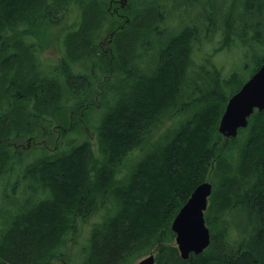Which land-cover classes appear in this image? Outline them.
<instances>
[{
  "label": "trees",
  "instance_id": "trees-1",
  "mask_svg": "<svg viewBox=\"0 0 264 264\" xmlns=\"http://www.w3.org/2000/svg\"><path fill=\"white\" fill-rule=\"evenodd\" d=\"M100 2L0 0V179L9 186L29 154L21 157L17 146L61 134L58 149L42 147L44 155L24 166L22 195L5 196L14 209L2 218L0 264H68L79 221L91 227L81 264H134L154 250L157 264H264V112L226 145L219 125L227 87L198 93L195 85L197 97L183 89L195 30L161 45L147 75L133 64L157 18L143 23L149 13L139 12L140 20L117 30ZM253 3L264 7V0H247L248 11ZM108 24L118 37L113 55L97 43ZM49 48L60 53L55 61L44 55ZM207 72L197 78L207 83ZM103 81L119 91L106 93L94 146L81 141L82 129ZM215 159L225 174L218 200L247 216L235 241L229 231L215 232L204 253L184 261L171 226Z\"/></svg>",
  "mask_w": 264,
  "mask_h": 264
},
{
  "label": "rangeland",
  "instance_id": "rangeland-1",
  "mask_svg": "<svg viewBox=\"0 0 264 264\" xmlns=\"http://www.w3.org/2000/svg\"><path fill=\"white\" fill-rule=\"evenodd\" d=\"M100 1V3L103 2V0ZM107 3L108 0H106V4ZM248 7L247 0H132L129 11L131 23L128 29L131 27L135 19L140 20L141 18L143 23H148L149 21H152L154 17L157 18L153 20L155 24L154 28H158L157 31H154L153 28V32L150 31L149 36H146L143 39L144 44H148V49L146 50L143 48V50H138L133 64L134 68L138 66L140 71H144L147 75L150 74L151 69L155 67L158 53L161 50V45H166L185 31H191L190 29L196 30L194 33V36L196 35V37L193 41L191 60L187 71L188 74L184 81H182V83L184 82V92L187 95V87H190V95L194 94L197 97L199 90L210 91L211 88L226 85L228 104L229 99L236 94L237 91L241 89V86L243 87L246 81L257 71L259 63L262 61L261 66L264 63V7L258 9L257 4L255 3L252 4L251 11H248ZM161 10L165 17L162 21H160L159 16L156 15L157 13H160ZM139 12L149 13V15L147 18H144L141 14H138ZM76 15L77 17L79 15L77 11ZM140 15L141 17L139 18ZM109 18L110 26L112 27L124 25L123 22L119 23L114 19L112 20L110 14ZM108 28L109 24L98 37L100 42L105 41L104 39L109 40V38H106L109 36L110 32L107 30ZM228 38L230 41H226ZM117 39L118 37L116 36L114 43L108 46L111 49L110 54L112 55L117 53ZM124 45L130 46L128 38L124 40ZM44 55L54 61L60 57V53L52 48L46 49ZM74 68L76 71H82L81 66H75ZM207 71H210L213 75L206 80L207 83L204 82L205 80L197 78L199 73L205 75L208 73ZM108 78L114 79L113 77ZM106 85V81H103L102 84L96 87L98 96L97 102L94 105L95 110H91L89 112V119L85 120L88 126L86 130L82 129L81 141H83L85 137L90 140L92 139L91 142L94 146L97 143L95 136L98 124L100 119L102 120V117L105 115L102 112V107L105 106L104 104L108 100L106 93L111 91L112 96L119 91L116 90L115 87L112 88L114 90H110ZM195 85L200 86L197 90L198 93H193L192 87ZM33 104V102H30V105ZM262 112H264V110ZM191 114L192 113L183 116V121ZM174 123L175 121H169L167 124L174 127L176 126ZM218 134L220 135L219 132ZM60 136L61 134L56 129L51 137H48L45 140L36 139V144L38 145H34V147H36L37 150L31 148L28 150L27 148L19 149L21 157L25 152H29V154H25L26 156H24L21 161L18 160L19 163L13 168L12 172L15 177L11 179V184L6 186L8 185L6 183L7 179H0V235L2 229L4 230V222L2 218L5 215V211L10 208L12 210L14 209V207L7 204L5 196H9L8 194L11 196L14 194L17 196L22 195L24 189L22 176L25 175L24 166L27 163L32 162L35 156H37L36 158H39L44 155L43 150H41L42 147L46 152H54L58 149ZM240 136L241 135H239V137ZM71 139H73V137ZM238 140L245 141L246 139L245 137H241L236 139V141ZM39 143H41V145H39ZM217 174H222V171L218 168L212 181L214 184L217 182V185H220L222 184L223 179L216 176ZM18 181H21V183H17ZM16 186L17 189H14ZM12 191H14V194ZM219 195L220 194H218V196ZM11 196H9L10 200H12ZM29 196L33 197V194L31 193ZM218 196L216 197V201L217 203H220ZM212 208L213 207H211L210 210ZM221 209L226 210L225 207H221ZM209 211L206 214V223L210 229L212 237L216 234L215 232L219 231L223 233L229 231V234H231L229 241H235L240 236L235 227L240 229L246 219L247 213L243 207L226 210V218L224 219L226 221L221 220L218 216L219 213L214 216ZM90 231L91 227L88 229V227L84 226L82 222L79 221L77 239L75 242H70L66 249L68 253L67 256L70 258L68 264H81L83 248L87 244ZM173 246L177 247L176 240H174ZM153 252L157 264V252L156 250ZM178 253L180 256L179 250ZM148 256L149 255L137 259L134 264H137ZM73 260L76 262L74 263ZM53 264L67 263L55 261Z\"/></svg>",
  "mask_w": 264,
  "mask_h": 264
},
{
  "label": "water",
  "instance_id": "water-1",
  "mask_svg": "<svg viewBox=\"0 0 264 264\" xmlns=\"http://www.w3.org/2000/svg\"><path fill=\"white\" fill-rule=\"evenodd\" d=\"M264 109V63L245 83L222 115L219 132L226 138H236L239 129L248 127V119L255 110ZM212 184L208 181L196 187L190 199L175 217L171 230L180 251L181 259L189 261L191 255L204 253L212 243V235L205 219ZM137 264H156L155 254H150Z\"/></svg>",
  "mask_w": 264,
  "mask_h": 264
},
{
  "label": "flooded vegetation",
  "instance_id": "flooded-vegetation-1",
  "mask_svg": "<svg viewBox=\"0 0 264 264\" xmlns=\"http://www.w3.org/2000/svg\"><path fill=\"white\" fill-rule=\"evenodd\" d=\"M171 1H173V0H171ZM131 4H132V0H124V1L123 0H108V3L105 5V9H106L107 14L108 15L110 14L112 20L114 19L117 22H119V23H122L123 22V24H124V23H129L130 22L129 11H130V8H131ZM158 16L160 18L159 19L160 21H162V20L165 19L164 13H163L162 10L160 11V13H158ZM123 27H124V25H120V26L118 25V26H116V29L117 30H123L124 29ZM116 36H117V32L116 31L114 32V30H111L109 32V36L106 37V38H109V40L108 39H104L105 41L100 42L99 39H98L97 43H98V47H99L100 52H103L105 54H110L111 49L108 46L109 45H112L114 43V41L116 40ZM34 43L37 44L36 41H34ZM30 52H31V56L32 57L36 56V53H34L33 50H30ZM224 88L226 89V85H224ZM241 88H242V86H241ZM212 90H216V88H211L210 92ZM238 91H240V90H238ZM226 105H227V101H226ZM225 110H226V107H225ZM84 123L85 122L83 121L82 122L83 126H85ZM243 129H246V128L239 129V135H240L241 130H243ZM225 141H228L226 143V145H229L230 143H232L231 142L232 141L231 139H226ZM34 145H36V141L33 140V139L32 140L29 139V141L27 140L26 143H25V145H22V146H23V148H26V147L32 148V147H34ZM39 145H41V143H39ZM222 145H225V142H222ZM226 145L224 146V149L226 148ZM21 148H22L21 146H20V148L17 146V149L16 150H19ZM217 168L220 169L221 167L219 165V162L215 159V160L212 161L211 169H210V171H209V173H208V175H207V177L205 178V181H204V182L208 181V182H210L212 184V196H211V198L209 199V202H208V209L205 212V218H206L207 212L210 210L211 207H213L209 212H211V214L214 215V216H216V214L219 213L218 216L221 218V220L226 221V220H224L226 218V210H222L221 208H219V211H216V209H215V207H217L216 197L219 194L217 192H218L219 189H221V184L220 185H217V182H215V184H214V182L212 181V178L216 174ZM224 175L225 174L222 172L221 175H218L217 174L216 176H219V177H221V179H223L224 178ZM221 203H220V206L226 208V201L223 200Z\"/></svg>",
  "mask_w": 264,
  "mask_h": 264
},
{
  "label": "bare ground",
  "instance_id": "bare-ground-1",
  "mask_svg": "<svg viewBox=\"0 0 264 264\" xmlns=\"http://www.w3.org/2000/svg\"><path fill=\"white\" fill-rule=\"evenodd\" d=\"M46 1H47V0H46ZM48 1H49V0H48ZM123 1H124V0H123ZM110 17H111V16H110ZM140 55H141V54H140ZM142 56H143V55H142ZM148 56H149V55H148ZM160 62H161V61H160ZM260 67H261V66H260ZM260 67H259V68H260ZM259 68L257 69V71L259 70ZM257 71H256V72H257ZM256 72H255V73H256ZM255 73H254V74H255ZM254 74H253V75H254ZM244 85H245V84H244ZM237 93H238V92H237ZM237 93H236V94H237ZM234 96H235V94H234L230 99H232ZM230 99H229V101H230ZM229 101H228V104H229ZM228 104H227V106H228ZM226 108H227V107H226ZM263 110H264V109H263ZM263 110H262V111H263ZM256 111H259V110L256 109L255 112H256ZM255 112H254V113H255ZM249 125H250V118L248 119V126H249ZM222 136H223V135H222ZM223 137H224V136H223ZM238 137H239V135H238L236 138H238ZM224 138H225V139H230V138H226V137H224ZM232 138H233V137H231V139H232ZM211 196H212V193H211ZM211 196L209 197V199L211 198ZM209 199H208V202H209ZM176 245H177V243H176ZM177 248H178V246H177ZM178 250H179V249H178ZM179 252H180V251H179ZM198 255H200V254H198ZM180 256H181V255H180Z\"/></svg>",
  "mask_w": 264,
  "mask_h": 264
}]
</instances>
